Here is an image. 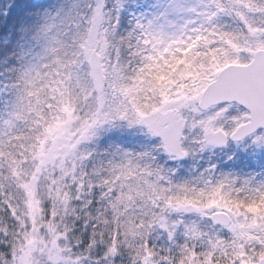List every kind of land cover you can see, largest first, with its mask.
<instances>
[{
  "label": "snow or ice",
  "instance_id": "6c2138e0",
  "mask_svg": "<svg viewBox=\"0 0 264 264\" xmlns=\"http://www.w3.org/2000/svg\"><path fill=\"white\" fill-rule=\"evenodd\" d=\"M0 264H264V0H0Z\"/></svg>",
  "mask_w": 264,
  "mask_h": 264
}]
</instances>
